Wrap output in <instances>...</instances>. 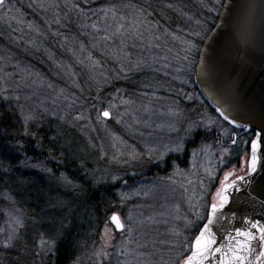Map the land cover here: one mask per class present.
I'll list each match as a JSON object with an SVG mask.
<instances>
[{
  "label": "rangeland",
  "instance_id": "374dc122",
  "mask_svg": "<svg viewBox=\"0 0 264 264\" xmlns=\"http://www.w3.org/2000/svg\"><path fill=\"white\" fill-rule=\"evenodd\" d=\"M223 3L191 0L171 28L99 8L94 56L75 42V49L61 44L57 52L50 46L68 22V6L5 0L0 101L15 108L21 134L36 138L37 130L50 128L67 160H21L14 167L20 170L16 191L0 193V264H55L60 243L41 255L40 239L60 221L68 226L61 242L65 264H182L207 219L212 192L234 170L228 149L212 134H226L224 120L194 83L200 49ZM47 57L50 64L41 60ZM63 72L77 80L74 90ZM90 90L93 99L84 93ZM25 116L33 118L25 123ZM23 172H34L36 180L21 178ZM113 212L124 224L120 232L110 222ZM14 229L17 238L5 248Z\"/></svg>",
  "mask_w": 264,
  "mask_h": 264
},
{
  "label": "water",
  "instance_id": "95a60500",
  "mask_svg": "<svg viewBox=\"0 0 264 264\" xmlns=\"http://www.w3.org/2000/svg\"><path fill=\"white\" fill-rule=\"evenodd\" d=\"M229 9L232 11L229 12ZM238 19L249 22L246 40L241 39ZM194 83L219 117L223 119L219 109H224L225 114L231 113L232 117L238 118V124H244L247 123V115L252 113L257 117L255 132H260L258 117L264 111V0H224L217 22L200 49L194 69ZM242 115L246 118L239 119ZM225 122L236 129L253 131L251 128L233 125L230 120ZM258 156L260 160L257 171L252 173L249 168L244 181L234 180L236 187L228 190L230 202L214 217L211 206L213 203L219 205L220 202L216 194L225 183H231L230 175L225 180L230 171L224 174L211 197L207 219L195 236L191 251L182 264H185L195 251V239L204 230L205 225L215 234L216 244L213 247H219L221 251L213 253L202 262L197 258L194 264H209V261L211 264H241L231 259L234 250L241 256L245 255L237 247V242H243L246 238L237 236L236 230H250L258 235V229L253 228L252 224L259 221L264 225V195L259 194L260 186L264 185V155L258 152ZM114 215L120 219L119 214L113 212L110 222L114 229L120 232L124 228L116 226L112 220ZM120 222L123 223L121 219ZM249 243L252 251L242 264H264V257L257 259L259 253L264 251V242L254 240Z\"/></svg>",
  "mask_w": 264,
  "mask_h": 264
},
{
  "label": "trees",
  "instance_id": "16d2710c",
  "mask_svg": "<svg viewBox=\"0 0 264 264\" xmlns=\"http://www.w3.org/2000/svg\"><path fill=\"white\" fill-rule=\"evenodd\" d=\"M54 1L65 5L66 8L68 6L69 10L66 15L68 22L64 23L63 21L62 23L64 28L59 29L56 36L52 37L50 40V46L53 48V50L57 52L55 47L61 44L66 45L69 49H75L73 47V43L75 42L77 46L79 44H83L85 48L90 50V52L87 51V53H93V55L96 56L97 53L95 52L94 47L96 46L97 40L95 38V34L92 32V28L93 21L96 17H98L100 12L99 8H102L103 10L117 8L118 10L133 12L142 15L143 18H147L152 22H158L161 25H166L167 27L171 28L175 26L178 19L181 17V13L184 12V8L191 0ZM70 51L71 50H69V52ZM41 60L45 62L48 61L50 64L48 57ZM35 64L39 66L40 69L45 70L44 65L40 64V62H35ZM63 73H65L64 75L67 77V86H72V89L73 87L77 86V80L75 77H73L68 72ZM83 76L86 77V71H84ZM75 93H77V91H75ZM84 93L90 96L91 99H93L95 94L91 90ZM100 107H105V105L100 103ZM16 113L17 112L15 111V108L10 106V103L0 101V193L12 190L16 191L19 182L15 178L17 174H19L20 170H16L14 167L19 164L21 160H27L29 163L34 161L54 162V160L65 163L67 160L65 154L57 146L56 141H53L50 138V128L44 127L37 130L36 138H32L31 136L27 137L24 134H21L23 127H21L22 123L17 118ZM15 148L19 149L20 151H16ZM72 165L74 166L73 163ZM33 173L34 172H32L30 176V173L28 174L23 172L24 177L21 178H31L35 181L36 178ZM86 193L91 195L90 197L94 200L96 208H98L96 204L97 201H95L98 199L95 195L96 192L89 189L86 190ZM12 196L16 197L17 195L12 194ZM35 204L36 203H32V205L29 206L30 208L33 207V209L37 211L39 204ZM62 245L63 244L60 243L58 246V254L55 264H65L67 259V256L63 253V251H61ZM22 264H26V262H22Z\"/></svg>",
  "mask_w": 264,
  "mask_h": 264
},
{
  "label": "snow or ice",
  "instance_id": "6c2138e0",
  "mask_svg": "<svg viewBox=\"0 0 264 264\" xmlns=\"http://www.w3.org/2000/svg\"><path fill=\"white\" fill-rule=\"evenodd\" d=\"M4 2L5 0H0V6H2ZM233 7H235V5ZM231 11L232 10L229 9V12ZM227 22L229 21H226V23ZM237 24H238L241 39L246 40L248 38L249 22L247 20L238 19ZM120 27L123 28V25H121ZM219 111H220V115L223 117L225 121L230 120L233 125H237L238 127H247L253 130L254 139L250 141H245V143H247L250 148V156L245 157V163L249 165L251 172L255 173L257 171V165L260 160V156H258V152H260L261 155H264V111H262L258 117L259 125H260L259 133L255 132V125L257 123V117L254 114L249 113L247 115V123L238 124L237 123L238 118L232 117L231 113L225 114L226 110L224 109H219ZM102 115L104 117H110L111 113L109 111H104ZM32 118L33 117L31 116H25L24 117L25 123H27V121ZM245 118L246 117L243 115L239 117V119H245ZM210 122L215 123L214 120H211ZM232 143L236 144L237 141L233 139ZM23 163L26 164V161ZM31 166L36 167L37 165H31ZM46 170L51 172V169H46ZM228 175H231V173L226 174L225 180L228 179ZM246 175H247V171H246ZM246 175H239L236 177V180L244 181L246 179ZM62 179L67 184H70V185L72 184V181L68 180L66 176H62ZM235 187H236L235 181L231 183H225L223 187L221 188V190L217 192L216 195L217 197L220 198L219 205L217 203H213L211 206L212 215L214 217L216 216V213L224 207L225 204L230 202V196L228 195V190L233 189ZM253 190L255 191V189ZM259 194L264 195V185L260 186ZM112 220L116 223L117 227L121 229L124 228V224L120 222V219L118 216L114 215L112 217ZM16 223L22 226V220H20L19 218L16 220ZM211 223L212 221L210 220L209 224ZM252 227L258 229V235L254 234L250 230L248 231H241L239 229L236 230L237 236H243L246 238L245 241L243 242H239V241L237 242V247H239L245 253V255L241 256L238 254L237 251L234 250L232 253L231 259H233L234 261H239L241 262V264L243 261H246L248 259V256L251 254L252 246H251V243H249L250 241L258 240V242H264V225H261L259 221H256L255 223L252 224ZM105 231L107 232V228H105ZM67 234H68V226L65 225L63 221H60L59 227L54 230L52 235L48 236L47 238H44L43 236L41 237L40 239L41 253L40 254L43 255L44 253H54L57 248L58 243H61L63 239L66 238ZM206 234L208 237L207 239H206ZM214 237H215V234L211 232V229L208 227V225H205L204 230L201 231L200 235L195 239V245H194L195 251L193 252L192 256L188 257L185 264H194V261L197 258H199L200 261L202 262L204 259H208L210 256H212L213 253L220 252L221 249L219 247H213V245L216 244V240ZM16 238H17L16 230L14 229L12 235L7 236L5 240L3 241L4 247L9 248L13 246V243ZM103 254L106 255L107 253H103ZM225 255H227V253H225ZM259 257H264V251H261L259 253V256L257 257V259H259ZM209 264H211V261H209ZM221 264H223V262H221Z\"/></svg>",
  "mask_w": 264,
  "mask_h": 264
},
{
  "label": "flooded vegetation",
  "instance_id": "af4514ba",
  "mask_svg": "<svg viewBox=\"0 0 264 264\" xmlns=\"http://www.w3.org/2000/svg\"><path fill=\"white\" fill-rule=\"evenodd\" d=\"M205 103L207 106H209L206 101ZM223 125L226 132L225 135H222L219 131L215 130L212 131V134L215 135L216 138H218L222 146L228 149V154L231 155L232 160L230 163L232 165L231 168L234 170L230 171L231 175L229 177V182H232L236 180L237 176L246 175V171L247 174L249 173V165L245 163V157L250 156V148L249 145L245 143V141L252 140L254 138V135L253 131H246L245 129H236L224 121ZM196 135L193 138L189 139L186 143V147H188V149L196 143ZM233 139L237 141L236 144L232 143ZM185 162L186 161H184V163ZM212 195L210 197H212ZM113 233L115 234V231H113Z\"/></svg>",
  "mask_w": 264,
  "mask_h": 264
}]
</instances>
